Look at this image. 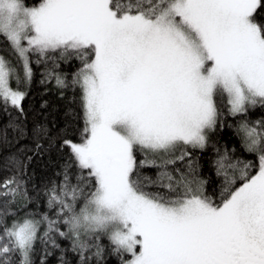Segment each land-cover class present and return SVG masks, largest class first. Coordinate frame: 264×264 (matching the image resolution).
<instances>
[{
  "label": "snow or ice",
  "instance_id": "snow-or-ice-1",
  "mask_svg": "<svg viewBox=\"0 0 264 264\" xmlns=\"http://www.w3.org/2000/svg\"><path fill=\"white\" fill-rule=\"evenodd\" d=\"M262 7L264 0H40L32 7L0 0V35L26 81L30 54L81 60L74 83L85 120L82 142L65 141L77 183L66 171L50 188L54 218L6 226L0 257L18 253L21 264H31L46 224L48 242L55 247V236L71 235L82 261L84 238L99 256L96 241L106 236L130 257L125 264H264V131L239 125L258 170L250 175V163H228L225 152L217 161L225 176L219 204L203 195L201 181L167 170L189 155L187 148L206 146L218 124L216 95L227 96L232 115L264 105V25L255 19ZM14 73L0 57V103L23 112L26 94L11 87ZM137 152L168 159L138 162ZM146 166L159 169L155 179L141 173ZM229 169L239 171V187ZM0 187V195L14 198L19 183L13 178Z\"/></svg>",
  "mask_w": 264,
  "mask_h": 264
},
{
  "label": "trees",
  "instance_id": "trees-1",
  "mask_svg": "<svg viewBox=\"0 0 264 264\" xmlns=\"http://www.w3.org/2000/svg\"><path fill=\"white\" fill-rule=\"evenodd\" d=\"M40 0H23L27 7L37 5ZM256 21L264 25V7L258 8ZM0 54L15 69L10 83L14 88L25 92L22 102L23 112L0 103V185L6 180L19 183L18 194L12 197L0 195V237L3 229L11 227L13 222L25 218L42 219L45 215L55 217V211L49 206V190L64 181L67 171L71 182L77 183L79 169L75 165L70 148L65 141L81 143L84 130V108L82 91L74 83L76 73L81 67V60L75 56L68 59L53 57L39 60L30 54L32 77L30 82L22 78V67L16 52L4 35H0ZM55 76L64 81L60 87ZM214 102L219 112L218 124L214 131L208 132L207 144L203 149L187 148L189 153L183 160L177 159L174 164H168L167 170L179 179L181 174L202 182V193L214 203L219 204L221 193L225 187V176L218 174L217 161L227 152L228 163H250L249 174L258 170V156L249 152L243 139V134L237 132L244 122L249 127H255L258 132L264 131V105L257 104L248 107L246 113L232 115L229 112L226 95H216ZM137 161L155 160L157 165H163L165 156L136 153ZM157 167L140 169L144 176L156 178ZM229 177L235 178L232 187H239V171L229 169ZM84 185L85 181H81ZM15 187V185H11ZM87 190V189H86ZM150 191L157 189L151 188ZM5 191L0 187V192ZM166 192V189H159ZM46 224H41L38 238L30 253L31 264H125L130 259L126 254L114 250L106 236L96 243L101 246V254L96 255V247L90 240L87 257L82 261L81 252L74 250L73 238L55 236L56 245L52 246L44 237ZM67 232V228L61 226ZM6 241L0 240V244ZM22 257L18 253H9L0 257V264H21Z\"/></svg>",
  "mask_w": 264,
  "mask_h": 264
},
{
  "label": "rangeland",
  "instance_id": "rangeland-1",
  "mask_svg": "<svg viewBox=\"0 0 264 264\" xmlns=\"http://www.w3.org/2000/svg\"><path fill=\"white\" fill-rule=\"evenodd\" d=\"M0 57H2L1 56V54H0ZM19 59V58H18ZM20 61V60H19ZM20 63H21V67H22V71H21V74H22V77H21V75H18L19 76V78L21 79H23L24 81H25V79H24V76H23V65H22V62L20 61ZM10 67V66H9ZM12 68V67H11ZM17 72L15 71V74H16ZM13 78V77H12ZM10 85H11V83H10ZM11 87L13 88V89H16V88H14L12 85H11Z\"/></svg>",
  "mask_w": 264,
  "mask_h": 264
}]
</instances>
